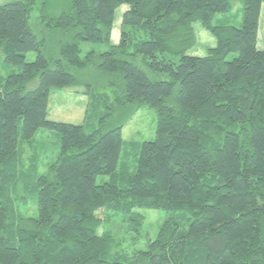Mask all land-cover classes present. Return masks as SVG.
<instances>
[{
	"label": "trees",
	"instance_id": "trees-1",
	"mask_svg": "<svg viewBox=\"0 0 264 264\" xmlns=\"http://www.w3.org/2000/svg\"><path fill=\"white\" fill-rule=\"evenodd\" d=\"M229 1L0 3V59L19 67L0 79V264H264V0H239L238 27L213 24ZM196 22L216 40L203 56L188 54ZM55 89L86 95L81 124L47 118ZM142 106L155 137L128 145L130 171L121 129ZM38 129L59 136L41 174L20 149ZM134 208L166 216L145 249L119 253L98 230L119 217L138 234Z\"/></svg>",
	"mask_w": 264,
	"mask_h": 264
},
{
	"label": "rangeland",
	"instance_id": "rangeland-1",
	"mask_svg": "<svg viewBox=\"0 0 264 264\" xmlns=\"http://www.w3.org/2000/svg\"><path fill=\"white\" fill-rule=\"evenodd\" d=\"M13 0H0V3L9 2ZM61 1V0H57ZM41 0H37L36 6L38 7ZM229 10L225 13H217L212 19V23L216 25H232L240 26L242 22V3L239 0H230ZM124 8L119 9L117 18L114 22V27L111 32V42L116 44L119 39L120 28V14ZM37 10L32 13V18L35 17ZM194 31L197 37L195 46L188 51V54L203 56L209 47H213L216 43L215 37L202 28L201 24L196 22L193 24ZM264 40V7L260 19V34L259 42L263 44ZM94 49L96 51H103L105 46L82 44V55L88 50ZM35 58L33 52L25 54L26 61H32ZM177 60V59H175ZM19 71L18 66L5 65L0 59V79L6 77L8 74ZM79 78L88 79L93 77L90 70L86 72L77 71ZM75 89V88H74ZM83 89L79 86L77 90ZM96 91H98L96 89ZM87 97L81 93L75 92L73 89H55L52 90L49 96L48 116L47 118L56 122H64L71 124H81L87 104ZM156 115L152 108L148 106L140 107L129 121L121 129V138L123 142V150L126 151L125 157L122 159L124 163L129 165L130 171L135 167L133 159V150L128 146L131 142L140 143L142 141H150L155 137ZM18 128H21V120L18 123ZM20 149L22 152V167L28 168L34 162L37 168V173L41 174L47 171L48 166L56 160L59 150V136L50 130L38 129L36 130L32 140L28 143H21ZM106 177L99 176L97 182L100 183ZM20 205V211L26 214H33L34 205L31 200ZM135 211L144 216V223L139 231L135 233L128 230L127 224L121 222L117 217L110 223H103L99 228V233L107 231L113 236L114 241L117 243L116 251L119 253H131L137 250L146 248L148 240H153L162 224L166 213L162 210L149 209V208H134ZM101 215V212L98 213Z\"/></svg>",
	"mask_w": 264,
	"mask_h": 264
}]
</instances>
